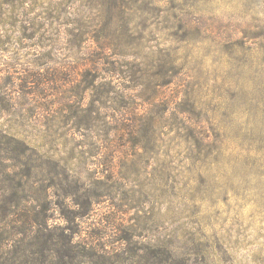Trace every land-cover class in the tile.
Returning a JSON list of instances; mask_svg holds the SVG:
<instances>
[{"label":"rangeland","instance_id":"374dc122","mask_svg":"<svg viewBox=\"0 0 264 264\" xmlns=\"http://www.w3.org/2000/svg\"><path fill=\"white\" fill-rule=\"evenodd\" d=\"M23 211L94 264H264V0H0V256L93 264Z\"/></svg>","mask_w":264,"mask_h":264},{"label":"trees","instance_id":"16d2710c","mask_svg":"<svg viewBox=\"0 0 264 264\" xmlns=\"http://www.w3.org/2000/svg\"><path fill=\"white\" fill-rule=\"evenodd\" d=\"M30 174V172H29ZM20 200V199H19ZM19 200H15L14 202L12 201L13 204H15V206H18V202ZM27 203V202H26ZM24 212V211H23ZM28 212H24L22 214L19 215V219H18V223L20 224L17 228V232H19L23 238H21V240L25 239V236L28 237L29 236V232L32 231V230H35V236L34 238L38 241V242H42L43 243V248L45 247V250L47 251V245L48 243L50 242H56V241H59L61 242V244L63 245V247L65 248L63 251L62 249L57 253V255H59V258L61 260H63V262L65 260H68V261H73L75 263H78V262H82L81 260L84 259V260H94L93 264L94 263H98L99 260H98V257L95 253H91L90 250H86L85 248H82L79 252L80 253H74L72 251V246H71V242H72V238L70 237H66V235H63L61 234L59 239L57 240H50V239H45L44 241H42V235L44 236H47V234H45V231H46V227L45 225H43L41 223V219L39 218L38 215H28L27 214ZM50 241V242H49ZM6 254H2L0 256V264H6L7 263V258L5 256ZM97 258V259H94V258Z\"/></svg>","mask_w":264,"mask_h":264}]
</instances>
